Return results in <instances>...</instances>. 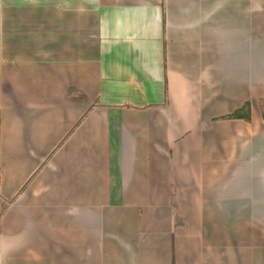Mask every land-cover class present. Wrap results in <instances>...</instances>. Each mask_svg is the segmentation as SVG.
Instances as JSON below:
<instances>
[{
  "label": "crops",
  "instance_id": "0c3cea01",
  "mask_svg": "<svg viewBox=\"0 0 264 264\" xmlns=\"http://www.w3.org/2000/svg\"><path fill=\"white\" fill-rule=\"evenodd\" d=\"M257 22L264 0H0V264H264L214 204L264 199Z\"/></svg>",
  "mask_w": 264,
  "mask_h": 264
},
{
  "label": "rangeland",
  "instance_id": "374dc122",
  "mask_svg": "<svg viewBox=\"0 0 264 264\" xmlns=\"http://www.w3.org/2000/svg\"><path fill=\"white\" fill-rule=\"evenodd\" d=\"M258 23L259 22H257L256 24L255 23L253 24V32H254L253 37L257 41V43H259L258 46H260L261 43L264 44V32L259 27V25L257 26ZM258 50L259 49H256V51ZM256 54L257 55H254V64H253V67H254L253 77L254 79H256L254 80V82L257 81L259 85L261 84L264 85V52H261L260 54H258L257 52ZM259 90L255 95L256 96H258V94L260 96L264 95V90L261 92ZM261 99H264V98H261ZM261 99H259V102ZM256 135L257 137H259L260 134H256ZM260 168H261V171L264 172V163L261 164ZM225 189H227L226 185L223 188L222 193L220 191L219 195L214 194V197H218V200H219L218 201L215 199L214 204H216L217 210L222 214L223 221L226 225L228 224L227 225L228 227L238 226L236 229V232L234 233L236 234L237 239H238V241L236 242V245H238L237 246L238 247L237 257L242 255L240 254L241 250L244 251L243 254H245L246 251L247 253L249 251L251 253L256 252L258 246H260L259 247V250H260L262 248L261 242H260L261 241L260 236L261 235L264 236V225H261L262 221H258V220H260V218L261 219L264 218V199L260 201L259 198H256L257 200L254 199L256 201H254L251 204H248V206L245 207V203H243V201L245 200V196H247L246 191H242L238 186L232 189L231 193L229 191H228L229 193L224 192ZM255 197H258V196L255 195ZM227 198L229 201L227 200ZM240 203H241V206L238 205ZM245 217L252 219V220L251 221L247 219L246 220L244 219V221L239 220V219L243 220V218ZM242 222L243 224H241ZM246 227L247 229L245 230ZM247 235L253 239V242L251 244L249 243V245L247 246H244L243 244V247H242V243L240 242V239H243V237ZM227 244H228L229 250L233 252L234 243L229 242ZM239 245L241 246V248ZM239 261H242V258L241 259L239 258Z\"/></svg>",
  "mask_w": 264,
  "mask_h": 264
},
{
  "label": "trees",
  "instance_id": "16d2710c",
  "mask_svg": "<svg viewBox=\"0 0 264 264\" xmlns=\"http://www.w3.org/2000/svg\"><path fill=\"white\" fill-rule=\"evenodd\" d=\"M124 107L126 108H132L135 109L137 107L132 106V105H125ZM260 107H261V112H262V119L264 120V99L260 100ZM251 104L250 102L245 103V105L241 108L238 109L236 111H234L233 113L222 117L221 120H244L246 122H250L251 118ZM84 117L81 118L76 124L75 126L72 128H76L77 126H79V124L83 121Z\"/></svg>",
  "mask_w": 264,
  "mask_h": 264
},
{
  "label": "flooded vegetation",
  "instance_id": "af4514ba",
  "mask_svg": "<svg viewBox=\"0 0 264 264\" xmlns=\"http://www.w3.org/2000/svg\"><path fill=\"white\" fill-rule=\"evenodd\" d=\"M258 219H259V218H258ZM258 221H262V224H261V223H260V224H261V225H264V224H263V223H264V218H263V219L260 218V220H258Z\"/></svg>",
  "mask_w": 264,
  "mask_h": 264
}]
</instances>
